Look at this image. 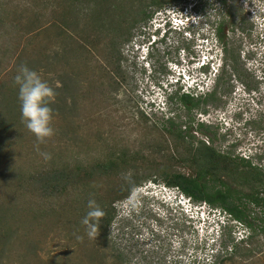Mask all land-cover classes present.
Instances as JSON below:
<instances>
[{"label":"rangeland","instance_id":"obj_1","mask_svg":"<svg viewBox=\"0 0 264 264\" xmlns=\"http://www.w3.org/2000/svg\"><path fill=\"white\" fill-rule=\"evenodd\" d=\"M99 1L0 0L1 24L13 22V16L17 30L30 25L39 29L31 44H21L13 57L21 54L55 91L50 102L54 134L41 142L24 126L19 145L0 151V175L27 170L20 189L10 178L27 194L18 200L17 219L5 223L13 234L4 245L0 242V264H264V205L243 201L253 227L245 225L247 230L236 233L235 241L246 238L247 231L255 236L233 255L229 242L234 233H229L234 222L217 232L223 218L209 205L197 207L199 202L192 199L195 211L187 214L180 205L175 207L174 198L169 201L172 206L144 199V193L157 194L154 199L161 196L162 171L194 175L191 157L185 153L193 139L209 142L236 160L246 159L264 173V0H163L160 8L148 7L149 0L144 4L128 0L126 22L118 28L122 0ZM101 9L108 14L103 12L97 21L95 14ZM64 11L73 26L91 25L99 32L115 57L86 49L70 54V38L87 34L80 28L61 29ZM221 23L227 56L214 36ZM226 60L237 73L225 67ZM9 77L0 76V83ZM184 93L199 98L198 105L185 106L179 99ZM169 129L183 134L182 143ZM121 150L141 156L121 167L119 176L89 182L78 177L75 198L69 192L51 198L45 217L29 213L24 199L32 188L30 175L40 182L51 169L66 163L72 168L94 165ZM149 174L153 176L144 179ZM135 179L139 184L125 197L115 195ZM11 186L0 177L4 208ZM236 187L243 193L240 185ZM92 189L99 192L102 218L110 211L113 219L105 229L101 220L89 237L81 220L92 199L84 193ZM84 201L82 213L77 203Z\"/></svg>","mask_w":264,"mask_h":264},{"label":"trees","instance_id":"obj_2","mask_svg":"<svg viewBox=\"0 0 264 264\" xmlns=\"http://www.w3.org/2000/svg\"><path fill=\"white\" fill-rule=\"evenodd\" d=\"M106 1L107 0H100L98 3L105 4ZM127 1L128 0H122L123 5H119V20L117 21V28L120 27L122 23L126 22L124 17L127 11L124 6ZM130 1L133 2V0ZM135 1H140L142 4L146 2V0ZM163 5V0H149L148 2V7L156 6L157 8H160ZM103 12L106 15L108 14L102 9L98 11L97 14H95V17H98L97 21L102 20L101 15ZM11 17L14 21H9L10 23H5L3 21L1 24L0 20V76H10L7 78V80L1 81L0 83V151L3 149H11L14 146L17 147L21 141V134H23L22 128L24 127V124L21 122L19 102L17 99V87L13 83V77L17 72L18 66L27 65L29 68L31 67L25 63L27 61L24 60L22 56L20 57L21 54H19L17 57H13V55L21 44L24 46H29L32 39L39 32V29H36L34 28L35 26L31 25L17 30L19 25L15 23L16 20L14 17ZM69 18L70 15L67 11L62 12L60 18L61 29L68 30L71 27L72 30L75 31V28H80L83 30L84 34H87V37H83V35H81V39H75L72 37L70 38V54L81 52L82 50L86 49L87 51L93 50V52L97 50L101 52L103 56H106V58L108 55L113 58L115 57L114 55H116V53L114 50L108 47L109 44L107 40L99 38V32H96L91 25L78 27V25L75 24L73 26L74 22H72ZM138 18L133 19V21H131V25L132 23L138 22ZM222 24L223 23L219 24L214 30V36L221 44H223V40L226 36V31L223 29ZM93 31L96 34L92 35ZM24 40H26L28 43L24 42ZM222 48L223 54L227 56L228 48L224 44L222 45ZM108 50H111V52ZM225 67L228 68L232 74L237 73L235 65L233 63L228 64L227 60ZM70 82V79L69 82H65V88L70 89ZM215 94L216 93L214 92L208 95V97L214 98ZM177 97L178 96L175 98ZM179 99L188 108L195 107L198 105V102H200L199 98H194L185 93L181 94ZM171 125L173 124L171 123ZM200 126L204 127L202 124ZM169 133L173 134V136L177 137L178 139H181V142L184 140V136H182L181 132L169 129ZM190 145H193V141H191ZM185 151V153L191 157L192 166L195 171L194 175L185 176L175 172L162 171L160 174L164 183L167 186L178 187L185 195L189 196L195 202H206L211 206L221 207V209L227 212L234 220L242 222L249 228H252L253 224L247 221V219H250V216L244 211L242 204L245 200V197H247V200L252 205L255 204L254 206L264 205V198H260L259 196L260 193L264 191V173H260L255 167L251 166L250 161L246 159L236 160L231 155L220 153L214 148L206 145L202 146V148L198 147L196 150L192 149V147L188 145L185 147ZM140 156L141 155L139 152H134L131 154L128 150H121L120 152H111L106 154L104 159L94 163V165H80L76 168H72L68 163H66L64 168L62 166V168L59 170L51 169L49 173L43 176L40 182H38L37 179L32 176V174L30 175L32 184H28L32 188L29 189V195L27 200L24 199V204L29 205L28 211L31 215H34L35 212H41V214L45 217L47 214V205L49 204L51 198L61 197L64 194L68 195V192L71 194V196L73 195V198H75L76 193L73 189L77 188L75 185L77 184V181L74 182V180L78 179V177L81 176L83 178L81 180L89 182L90 180L99 179L100 176H103L107 179L114 177L115 175L119 176L122 173L120 169L121 167H127V165L130 164L131 159L132 161L136 162ZM55 165L56 163L53 164V166ZM26 171L27 170L25 169L22 171L11 170L7 173H1L0 175L1 182L4 180L9 184L11 183L12 185L8 191V193L12 192L8 196L9 199H7L9 202L7 203L8 206L4 208L2 203L0 204L1 245H4L5 240L8 242L9 236L13 234L10 229L7 228L5 223L12 221L14 218L17 219V216H15V211L20 210L17 205L18 200L22 197H25L27 194L25 191H19V189L22 188L20 187L22 185V181L27 177ZM152 176L153 174H149L144 179H150ZM11 177L17 181L19 189L18 187L16 188L15 185L10 181ZM136 180L138 179L132 180L131 183H129L127 190L126 186L123 185L115 195L120 198L123 196L125 197L132 188L139 184V181ZM36 183H40L39 188L33 187ZM243 183L250 185L251 189L255 191L250 195H245L244 192L238 193L236 186L243 185ZM83 186L85 187V184H83ZM87 192L88 193H84L86 196H90V198L95 199L97 203L102 202L99 199L100 196L98 191L96 192L92 189ZM108 193L112 194L113 192L111 191V193ZM83 206L85 207V201L84 203H77V207L80 208L82 213H85L86 211L82 208ZM32 207L34 208L33 212L30 210ZM100 207L102 208V205H100ZM108 212H106L108 213L107 217L101 218V220H104L101 225V229H105L113 219V213L110 211ZM1 217L4 218V220H1ZM231 233L232 230L229 234ZM254 236L255 234L253 231H251V233L245 239L239 242H236L235 238L232 236L229 244L232 246L233 250L230 252L233 253V255L236 254V252L240 249L239 245L241 246L247 243H252ZM248 250L249 249H246V251ZM229 257L230 256H227L222 260L226 258L228 260Z\"/></svg>","mask_w":264,"mask_h":264},{"label":"clouds","instance_id":"obj_3","mask_svg":"<svg viewBox=\"0 0 264 264\" xmlns=\"http://www.w3.org/2000/svg\"><path fill=\"white\" fill-rule=\"evenodd\" d=\"M13 83L17 87V99L19 102L21 122L32 134H34L38 141L42 142L44 139L52 136L54 134V128L52 126L53 108L50 106V102L52 97L55 96V91L52 86L27 65L18 66L17 72L13 77ZM43 155L47 158V154ZM163 187L162 191H159L161 192L159 198L154 199V197L158 196L157 194L152 196L151 194L144 193V199L146 201L157 200L165 206H172L175 200V203L177 204L175 207L179 208L180 205L182 212L189 214L190 212L195 211V203L189 196L187 198L184 197V193L178 187L167 186L166 184ZM165 188L172 191V193L166 191ZM177 196H179V199ZM172 198H174V200H172ZM169 201L173 202L170 203ZM197 204V207L202 208L209 205L206 202H200ZM211 207L212 206L209 205V208L213 210L214 214L218 213L219 216L223 218L221 227L217 225V232H220L222 230L221 228H223L224 231L228 225L226 223L230 222H234L232 224V234L234 233V238H236L235 234L237 232L243 231V229L237 226L239 221L234 220L227 212ZM87 209L88 210L82 218L81 223L86 227V234L89 237H92L97 232L101 218L104 217L105 212L95 199L88 200ZM245 225L246 224H244V226ZM223 231L221 232L222 234ZM249 234L250 231L248 235ZM248 235H246V237Z\"/></svg>","mask_w":264,"mask_h":264},{"label":"flooded vegetation","instance_id":"obj_4","mask_svg":"<svg viewBox=\"0 0 264 264\" xmlns=\"http://www.w3.org/2000/svg\"><path fill=\"white\" fill-rule=\"evenodd\" d=\"M182 135H183V134H182ZM179 141H181V139H179ZM192 141H193V145H194V144L197 145V148H198V147L202 148V146L206 145L205 143L200 142V141H197L196 139H193ZM180 143H182V142H180ZM206 143L208 144V145H206V146H209V147H210L209 142H206ZM193 145H191L192 149H195V150H196V148H195ZM240 188H241L242 192H244L245 195H248V194L250 195V194H252V193L255 191V190H252V189H251L250 185H247V184H245V183H243V185H240ZM261 194H262V193H260L259 196H261ZM260 198H261V197H260ZM246 199H248V198L245 197V200H246ZM254 205H255V204H254Z\"/></svg>","mask_w":264,"mask_h":264},{"label":"built area","instance_id":"obj_5","mask_svg":"<svg viewBox=\"0 0 264 264\" xmlns=\"http://www.w3.org/2000/svg\"><path fill=\"white\" fill-rule=\"evenodd\" d=\"M237 226H238L239 228L243 229V232H245L246 227H244L243 223L238 222V223H237ZM246 230H247V229H246ZM237 233H238V232H237ZM248 233H249V231H247V235H248ZM235 237H236V234H235ZM240 241H241V240H240Z\"/></svg>","mask_w":264,"mask_h":264}]
</instances>
